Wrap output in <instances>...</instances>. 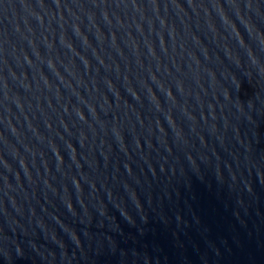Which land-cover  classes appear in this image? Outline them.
<instances>
[{
    "label": "water",
    "instance_id": "obj_1",
    "mask_svg": "<svg viewBox=\"0 0 264 264\" xmlns=\"http://www.w3.org/2000/svg\"><path fill=\"white\" fill-rule=\"evenodd\" d=\"M0 264H264V0H0Z\"/></svg>",
    "mask_w": 264,
    "mask_h": 264
}]
</instances>
